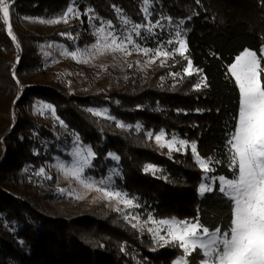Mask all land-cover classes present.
<instances>
[{
  "label": "trees",
  "instance_id": "1",
  "mask_svg": "<svg viewBox=\"0 0 264 264\" xmlns=\"http://www.w3.org/2000/svg\"><path fill=\"white\" fill-rule=\"evenodd\" d=\"M9 3L14 4L13 27L17 18L61 16L73 0ZM150 5L153 23L161 15L171 16L173 23L162 21L164 27L155 29V35L143 33V44L154 48L174 37L175 22L183 18L185 56L174 55L163 66L145 71L134 64L124 72L111 71L91 94L68 93L58 83L38 80L43 63L40 46L51 42L69 50L86 49L96 41L93 21L97 26L111 21L117 31L126 29L124 19L144 24V0H75L76 7L92 9L90 15L97 19L90 22L84 16L80 23L45 35L23 30L16 41L8 35L0 13V264H172L183 251L178 243L161 247L155 242L147 231L150 223H145L148 213L156 219L199 217L210 229L230 224L231 204L222 199L218 187L198 198L203 173L191 150L173 151L170 157L168 149L153 146L154 136L149 139L146 132L158 134L163 129L166 140L177 135L196 141L204 150L203 158L224 161L210 175L231 176L225 134L234 130L239 89L227 69L244 49L258 52L264 47V0H201L199 4L150 0ZM69 32L78 38L61 35ZM185 57L193 62L191 76L183 73ZM172 72L179 75L174 78ZM201 77L207 87L195 90ZM39 102L51 103L55 118L67 127L59 119L34 116L30 109ZM88 108H107L128 127H117ZM138 124L143 126L139 131ZM75 136L96 153L88 177L99 180L118 167L121 175L114 177L115 188L135 198L140 208L117 211L103 201L68 207L58 194L54 175L47 174L52 179L39 183L36 172L55 157L67 159L65 152ZM109 152L120 157L118 165L106 159ZM148 163L159 171L146 173ZM128 212L139 215L137 228L124 219Z\"/></svg>",
  "mask_w": 264,
  "mask_h": 264
},
{
  "label": "snow or ice",
  "instance_id": "2",
  "mask_svg": "<svg viewBox=\"0 0 264 264\" xmlns=\"http://www.w3.org/2000/svg\"><path fill=\"white\" fill-rule=\"evenodd\" d=\"M200 2L201 0H197L198 4ZM154 3L155 0H152V4ZM144 5L145 7L141 11L144 13L146 23H131L124 19L126 25L131 24V30L128 35L121 36L117 34L111 21H108L106 25L102 22L101 26L96 29V43L92 45V49L99 50L102 47L104 50L126 51L127 45H134L138 51H142L145 55L153 54V58L148 63H154L155 58L158 57H164L167 60L174 53L184 56L187 52V41L182 38L186 35L183 18L175 22L174 39L166 41V45L178 44V47H173L171 51L164 50L159 46L155 49L141 48L133 40L132 33H135L137 38L143 39L142 29L149 35H155V29L164 27L162 21L166 20L170 25L173 23L171 16L163 15L153 23L151 17L154 13L150 10V0H144ZM10 7H14V4L10 5L9 0H0V13H2L4 24L8 25L7 33L13 41H16L17 38L13 35L9 22ZM113 7L115 8V6ZM115 11L120 13L121 9L115 8ZM91 12L92 9H88L83 13V15H88L90 22L97 19L95 15H89ZM81 15L75 6V0H73V3L68 5L61 16L38 19V22L52 25L62 21L67 24L71 17L79 19ZM61 35L72 38L70 32L61 33ZM76 35L79 36V33ZM86 52L87 49H76L66 54L76 59L78 55H85ZM260 53L258 56L257 51L246 48L235 57V61L227 69L239 89V111L238 116L233 117L234 130L229 129L225 134L224 147L231 171L230 177L210 175L215 172L216 165H220L224 161L211 156L206 159L202 158L196 141L189 142V140L181 139L175 135L171 139L165 140L166 133L163 129L158 134H154L152 131L146 132L149 139L154 136L160 148L168 149L170 157L173 151L179 152L181 149L190 147L193 159L203 173L202 182L198 186L199 195L204 196L205 193L214 191L212 184L208 183L209 180L218 181V191L231 204V218L227 228L210 229L209 226L201 222L199 217L194 220L176 219L175 217L156 219L151 213H148L145 223L151 222L157 225V227L147 228L154 240L161 247L172 246L178 242V247L183 250L182 256L175 261V264H264V48H261ZM185 59L187 66L184 67L183 73L186 76H191L194 71L193 62L187 57ZM163 64L162 60L161 66ZM128 67H132V65L129 64ZM13 75L15 78V73ZM169 75L175 78L179 73L172 72ZM202 86L207 87L204 77H201L200 82L194 85V89L199 90ZM33 108L41 115H44L47 110H51L52 115L55 116V108L51 103L39 102L34 104ZM87 111L94 116H103L113 120L117 127H128L111 116L107 108H88ZM57 119L59 118L57 117ZM59 124L62 127H67L62 119H59ZM142 128V125H136L138 131ZM72 144L74 147L70 153L71 162L69 164L60 163L56 167L66 176L75 178L83 188L92 189L95 187L97 192L103 194V198L118 200L124 205V209L140 208L139 202H134L135 198H128V193L117 190L113 186V176L121 175L118 167L110 169L111 175L106 178L98 181L92 180L88 177L86 170L94 167L96 153L93 147H83L79 136H75ZM107 158H111L117 165L119 164L120 157L117 154L109 152ZM144 171L154 174L159 169L148 163L145 165ZM36 175L52 179L43 167L36 172ZM60 191L63 192L64 189H60ZM117 211H122V209H117ZM124 219L129 223L132 220L137 221V223H131L133 228H137L140 217L138 214L133 215L132 212H128ZM162 232L164 234H161ZM121 251H124L123 247Z\"/></svg>",
  "mask_w": 264,
  "mask_h": 264
},
{
  "label": "rangeland",
  "instance_id": "3",
  "mask_svg": "<svg viewBox=\"0 0 264 264\" xmlns=\"http://www.w3.org/2000/svg\"><path fill=\"white\" fill-rule=\"evenodd\" d=\"M77 8L82 15L80 16L79 19L71 17L67 24L61 21L60 23L49 25L38 22L39 18H17L16 24H14V26L12 27L13 34L16 36L18 32L24 30V31L45 35L52 33L54 30L58 28H64V27L72 26L76 23H80L83 21L84 16H87V19H89L88 15H83L85 11H83L80 7ZM57 17L59 16L51 17V18H57ZM9 22L11 24V17ZM104 24L106 25L107 23ZM123 24L126 27V29L122 31L115 30L117 34L121 36L128 35L131 30L130 24L126 25L124 22ZM90 26H91L92 34L96 39V29L101 26V23L97 26L93 21L90 23ZM143 33L148 34L146 31L142 29V34ZM148 36H152V35L148 34ZM132 37L133 40L136 41V43H138L141 48L146 47V45L143 44L144 35H142L143 39H141V38H137L135 36V33H132ZM74 38H78V37L72 35V38L69 39L73 40ZM169 39H174V37ZM154 40L158 42L156 37H154ZM166 41L167 40L164 39L163 42L165 43H159L152 49H155L156 47L159 46L164 50L171 51L173 47H178V44L166 45ZM109 43H111V41H109ZM76 49L78 48H75L73 50ZM86 49L87 52L85 53V55L82 56L78 55L76 59H73L71 56L66 54L67 52L73 50H69L66 46L62 44L51 43V42L42 44L40 46V50L43 56V63H42V69L37 77L38 80L43 82V84H51L54 82L58 83L68 93L91 94V93H95L98 90L99 82L101 80H105L106 75L111 71L124 72L129 64H134L137 67V69H139L140 71H145L146 69L152 68L155 65H160L162 60L164 62L166 61L164 57H158L155 58L154 63H148V61L153 58V54L149 53L148 55H145L142 51H138L134 45H127L126 51L104 50L102 47L99 50H95L92 49V46ZM81 50H85V49H81ZM45 53H47V55H45ZM257 54L259 56L261 54L260 51H258ZM174 55L181 56L178 53H174L172 56ZM85 60L87 62H84ZM30 111L34 116L50 117L56 119L55 116L52 115L51 110H47L44 115H41L38 112H36L33 107H31ZM101 118L107 119L103 116H101ZM153 141H154L153 146L156 149L158 150L167 149V148H160L159 145L156 143L155 138ZM73 147L74 145L71 144V147L68 149L67 152H65V156L67 159L55 157L53 163L45 167L47 174H52L56 177L58 194L63 198L65 205L68 207H77L79 204H82L85 201H90L92 203L103 201L108 205V207H111L113 209L116 210L122 209L124 211L129 210V209H124V205L116 199L109 200L103 198V194L97 192L95 187L92 189L83 188V186L78 181H76L75 178L66 176L64 172H62L58 167H56L60 163L69 164L71 162L70 153L72 152ZM83 147H87V146H83ZM188 148L190 149V147ZM185 149H181V151L183 152ZM198 151L200 152L203 158L204 150L198 146ZM107 159L112 160L111 158H107ZM108 175H111V173L109 172L107 176ZM114 177L115 176H113V186H114ZM44 178L45 177L43 176L37 175V179L39 180V183ZM208 183L212 184L214 191L215 188L219 186L218 181L213 182L209 180ZM60 189H64V191L61 192ZM212 192H208V193H212ZM208 193H205V195ZM218 193L221 195L223 200L229 202V200L225 198L219 191ZM204 196H200L198 193V198L200 200ZM132 221L133 223H137V221L135 220ZM149 223L151 227H157V225H154L151 222ZM161 234L164 233L162 232ZM180 257H177L172 264H175V261L180 259Z\"/></svg>",
  "mask_w": 264,
  "mask_h": 264
}]
</instances>
